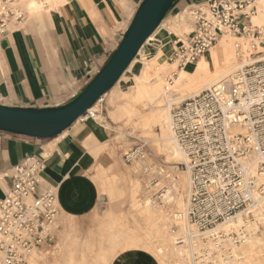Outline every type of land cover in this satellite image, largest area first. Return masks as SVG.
Returning a JSON list of instances; mask_svg holds the SVG:
<instances>
[{
  "label": "built area",
  "instance_id": "2783aa9c",
  "mask_svg": "<svg viewBox=\"0 0 264 264\" xmlns=\"http://www.w3.org/2000/svg\"><path fill=\"white\" fill-rule=\"evenodd\" d=\"M254 2L194 4L189 7L190 30L174 35L172 41L169 59L177 68L196 62L226 33L237 39L238 57L248 60L234 73L174 104L170 112L173 137L185 156L182 167L189 172V194L179 216H185L197 234H180L175 215L170 230L176 244L193 249L192 264L226 262L223 239L240 243L246 231L221 232L214 248L202 233L240 211L264 205V24L251 20ZM25 14L15 0H0V39L19 26ZM103 101L104 94L95 102ZM91 107L78 120L98 113ZM137 157H144L143 145L125 154L127 161ZM44 169L42 156L28 155L7 174L9 187L0 198V264H26L31 253L54 243L57 185L43 180Z\"/></svg>",
  "mask_w": 264,
  "mask_h": 264
},
{
  "label": "crops",
  "instance_id": "0c3cea01",
  "mask_svg": "<svg viewBox=\"0 0 264 264\" xmlns=\"http://www.w3.org/2000/svg\"><path fill=\"white\" fill-rule=\"evenodd\" d=\"M204 1L175 0L167 13ZM140 2L57 0L51 10L39 15H28L24 10L27 30L34 24L51 23L52 11L57 9L56 24L46 34L48 55L31 31L18 28L0 39V104L54 107L71 100L107 62ZM123 93L119 101L109 100L112 109L108 113L113 120L135 118L134 113L131 117L125 113ZM88 121L77 119L59 135L47 138L0 130V198L9 187L10 168L25 156L37 155L45 161L43 180L57 185L59 220L90 212L105 187L101 173L111 160L112 147L107 142L113 121L109 118V127L104 122ZM138 255L134 250L119 252L113 262L128 264Z\"/></svg>",
  "mask_w": 264,
  "mask_h": 264
},
{
  "label": "rangeland",
  "instance_id": "374dc122",
  "mask_svg": "<svg viewBox=\"0 0 264 264\" xmlns=\"http://www.w3.org/2000/svg\"><path fill=\"white\" fill-rule=\"evenodd\" d=\"M17 4L23 10L18 1ZM46 9H52L48 1L45 7H41L32 15L44 13ZM184 9L190 8L168 12L163 22L173 20L174 16ZM52 12L54 20L51 23L44 22L41 27L34 24L31 30H27L25 20L31 14L27 15L26 12L23 23L16 26L24 32H33L45 55H48L46 34L56 24L57 9ZM188 18L191 23L192 18L190 16ZM184 23L186 27V22ZM14 29L12 28L11 31L14 32ZM184 31L185 28L180 29L176 35L182 36ZM161 36L158 35L154 41H150L142 48L136 56L134 68L125 71L120 81L112 87L113 91L108 92L110 89L107 91L103 103L101 105L98 103L95 107L100 122H104L109 127L107 123L109 118L113 121L111 137L107 142L112 147L111 160L101 173L105 178L104 195L98 197L99 202L85 215L59 220L57 214L53 245L33 252L26 264H114L116 254L130 250H134L139 255L130 259L128 264H192L191 249L176 244L174 234L170 230L173 214L186 204L188 193L186 191L189 190L187 182L183 186V198H180L181 193H178L174 194V200L169 202L157 203L153 200L164 188H169L170 184L179 179V171L185 170L182 167V159L172 156V145H164L162 140L155 142L153 135L148 133L149 127L136 117L128 119L129 121L125 118L113 120L108 113L112 109L109 100L119 101V95L134 85L133 72L140 70L144 62H149L154 52V44L163 43ZM174 38V35H171L168 39L171 45ZM236 40L235 38L234 41ZM237 58L241 60L238 55ZM172 75L176 76L174 73ZM167 79L171 81L170 77ZM123 99L127 102L124 96ZM132 103L134 115L150 109L140 102ZM100 109H102L101 113ZM155 132L157 138L161 137L162 131L159 126L155 128ZM139 145L144 146V157L127 161L125 154ZM237 214L239 217H235ZM237 214L232 219L217 224L222 225L218 230L209 231L211 229L209 228L204 231L203 235L207 238L208 245L214 248L216 246L214 239L220 241L221 232L228 235L231 231L237 232L242 229L246 231V235L240 243H234L229 237L223 239L222 246L226 249L224 253L227 254V261L222 264H264V205ZM184 228H186L184 225H178L177 229L183 236L187 230ZM162 231L167 232L166 238L163 237ZM137 259L141 262L137 263Z\"/></svg>",
  "mask_w": 264,
  "mask_h": 264
},
{
  "label": "bare ground",
  "instance_id": "6f19581e",
  "mask_svg": "<svg viewBox=\"0 0 264 264\" xmlns=\"http://www.w3.org/2000/svg\"><path fill=\"white\" fill-rule=\"evenodd\" d=\"M15 1L16 4L18 1V3L23 7V10L30 13L31 15L36 13L38 9H40L41 7H45L47 1L51 4V7L55 6L57 2V0H15ZM260 1L261 2L256 4L257 0H255L254 2L255 12L254 14H252L251 17L252 22L258 25L264 24V0H260ZM189 16L191 17L190 9H184L182 11H179L174 16L173 20H169L165 23L162 20L160 24L157 26V28L146 38L141 48L139 49L138 53L141 52L142 48H144L146 44H148L150 41H154L155 38L160 34L162 35L161 40L163 43L154 44L153 46L154 52L153 54H151L149 62L148 63L144 62L140 70H135L133 72L134 85L130 86L129 89L123 93V96L127 99V102L124 105L125 113L129 117H131L132 114L135 113V111L133 110V106L131 104L132 102H140L146 108H150L143 113L135 114L136 115L135 117L139 121H142L144 125L149 127L148 133L150 135H153V139L155 142L162 140L164 141V145H172L173 147L171 149L172 156L179 157L180 159H182V161L185 160L184 153L177 145L170 128V112L172 109V105L179 103L184 98L197 93L203 88H207L211 86L212 84L221 80L226 75L234 73L242 64L248 61L244 57H241L240 61L238 60L239 58H237V51L235 48V41H234L235 36L233 34L226 33L224 36L218 39L219 41L217 43H215L208 49L206 55L201 56L196 62L192 64H187L181 68L179 67L177 68L176 62L170 61V59L168 61V56L171 53L172 45H173V43L171 45V42H169L168 39L171 35H176L180 29L182 30V28H185L184 33L190 30L191 23H190V18H188ZM184 22H186V27ZM13 28H15L14 31L18 29L16 28V26ZM135 58L130 62L126 71L132 70L134 68V64L137 61V58L136 59ZM172 73H175L176 76H173ZM123 75L124 73L119 77L118 81L120 80V78L123 77ZM168 77L171 78V81L167 79ZM108 92H106L104 96ZM97 105L98 103L95 102L92 105L91 109H95ZM98 117L99 116L95 113V116L88 118V120H92L98 123L99 122V120L97 119ZM157 126H159L162 131L161 137L158 138L155 134L156 133L155 128ZM178 176L179 179L175 180V182L173 180L174 183L170 184L169 188H164L162 192H160V194L156 196L155 199L153 198L154 202L157 203L169 202L171 200H174V194H178V193H181L180 198H183L184 183L187 182L189 187V172L187 170L181 172L179 171ZM263 179H264V174H263ZM186 192H188L186 195L188 198L189 190ZM103 195L104 193L103 191H101L99 192L98 197H102ZM148 203H150V201ZM260 207H262V205ZM184 211H185V206L182 209L176 211L173 214V217L175 215V217L179 218V220L176 219L174 220H176L177 225H184L186 227L184 228L187 229L185 236H187L190 233L197 234L195 228L191 226L189 223H187L185 216L182 215L179 216V214ZM143 212L145 213V211ZM159 216L161 215L159 214ZM235 217H239V214H237ZM221 226L222 225H217L211 228L209 231H216ZM165 231H162L163 232L162 234L163 237L166 238L167 232ZM31 254L29 255V257L31 256Z\"/></svg>",
  "mask_w": 264,
  "mask_h": 264
},
{
  "label": "water",
  "instance_id": "95a60500",
  "mask_svg": "<svg viewBox=\"0 0 264 264\" xmlns=\"http://www.w3.org/2000/svg\"><path fill=\"white\" fill-rule=\"evenodd\" d=\"M174 2L141 0L107 62L77 95L54 107L0 104V130L37 138L54 137L61 133L115 85Z\"/></svg>",
  "mask_w": 264,
  "mask_h": 264
}]
</instances>
